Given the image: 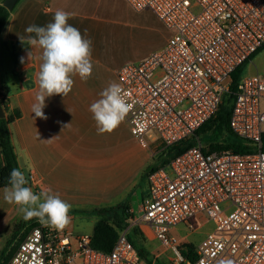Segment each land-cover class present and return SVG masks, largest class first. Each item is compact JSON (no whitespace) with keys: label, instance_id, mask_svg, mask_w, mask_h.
<instances>
[{"label":"built area","instance_id":"built-area-1","mask_svg":"<svg viewBox=\"0 0 264 264\" xmlns=\"http://www.w3.org/2000/svg\"><path fill=\"white\" fill-rule=\"evenodd\" d=\"M124 1L135 12H152L170 34L162 49L116 72L131 104L125 121L133 137L141 148L151 139L168 149L216 115L231 74L264 48V0ZM233 96L229 127L255 152H207L196 138L149 173L141 215L118 230L110 252L93 249L91 235L39 222L9 264H145L128 240L132 227L166 247L172 264H264V78L243 75ZM199 217L213 227L191 261L171 231L184 225L195 232Z\"/></svg>","mask_w":264,"mask_h":264},{"label":"crops","instance_id":"crops-1","mask_svg":"<svg viewBox=\"0 0 264 264\" xmlns=\"http://www.w3.org/2000/svg\"><path fill=\"white\" fill-rule=\"evenodd\" d=\"M3 1L0 0V3ZM58 9L71 13L68 23L76 27L84 38L91 40L93 71L87 81H82L78 75L74 76L73 88L66 96L54 94L47 97L43 108L47 118L43 119L32 113V105L36 102L35 97L39 90L37 73L42 63L40 59L42 49L31 47L27 43L26 38L30 34L25 29L30 25L46 26L53 22L54 13ZM148 12L154 16L148 10L135 12L124 0H19L10 11L9 19L0 35V97L7 102L5 118H13L9 125L11 143L17 158L23 160L27 172L30 173L32 188L40 185L46 188L45 190H92L89 186L86 189L82 187L77 189L76 182L73 181L77 178L75 176H69L72 181L64 177L67 172L75 173L78 168L79 170L83 168L85 160L82 149L85 145L91 146L84 142L86 124L82 100L91 95L89 83L101 80L100 72L104 66L100 62V57L111 47L116 34L115 28H147ZM159 23L164 27L160 21ZM20 37L25 38V43L21 42ZM167 40L168 38L160 49ZM29 51H32L30 60ZM262 53L264 48L246 62L244 69L248 68V71L244 76L257 75L264 78ZM149 54L133 61H123L118 65V69L127 63H138ZM15 110H18L19 117L14 116ZM98 161L97 158L96 162ZM87 167L90 173L88 177L92 179L93 169L98 168V165L94 166L92 159L87 161ZM63 178L67 181L65 182ZM147 189L146 179L143 198L147 194ZM2 201L5 200L3 188H0V202ZM6 204L9 210L2 214L0 228L4 221L11 218L10 211L15 206L7 202ZM200 220H203L202 225L209 223L204 217L196 218V221ZM90 223L92 228L87 235H91L95 222Z\"/></svg>","mask_w":264,"mask_h":264},{"label":"rangeland","instance_id":"rangeland-1","mask_svg":"<svg viewBox=\"0 0 264 264\" xmlns=\"http://www.w3.org/2000/svg\"><path fill=\"white\" fill-rule=\"evenodd\" d=\"M146 22L147 28H115L116 34L112 40L111 47L107 49V53L105 52L100 57V62L104 66L100 72L101 80L97 83H93V81L89 83L91 84V95L82 100L86 124L83 133L84 142L85 144H91V146L85 145L82 149L85 160L83 168L81 170L78 168L75 173L67 172L64 177H68V181H72L69 176H75L77 178L73 179V181L76 182L77 189H80V187L86 189L89 186L92 190H69L68 188V190H51L52 193L59 194L62 200L72 206L69 212L72 220L67 227L72 235L90 233L92 228L90 222H95L101 217L106 218L109 222L115 220L113 213L107 215H96L93 213V210L98 208L118 207L119 209L116 213L120 214L121 207L128 206V213L132 214L133 219H138L141 215V195L146 190V178H142V174L150 165H158V161L166 150L158 142L151 143V139L148 140L150 145L147 148H141L131 134L125 120L111 133L97 134L93 114L89 111L90 105L101 98L100 93L111 82L117 83L115 72L121 62L133 61L160 49L169 37V32L149 12L146 13ZM262 56H264V53H262ZM247 71L248 68H245L242 76L247 74ZM225 84L227 83L225 82ZM2 100L7 103L5 99L2 98ZM202 146L204 148V144ZM97 158L99 159L98 162H96ZM92 159L93 165H98V168L93 169L94 176L91 179V177H88L90 173L87 161ZM64 181L66 182L67 180L64 179ZM31 183L32 179L30 177L27 187H30L36 194L46 189L40 185L32 188ZM5 210H9V207L5 201H2L0 202V219L2 214L6 212ZM10 215L11 218L4 221L0 228V255L3 250H6V255L13 250L15 251L30 229L40 222L38 218L23 219L17 205L11 209ZM192 223H196V219H193ZM197 223L203 224V220ZM209 230H212L211 223L202 225L197 231L192 233L184 225H180L173 229L171 234L175 238L182 240L181 251L189 246L195 248ZM14 232L17 235L13 239ZM139 233L141 234L140 231ZM138 238L149 258L153 261L159 260L165 264H172V255L166 247L155 241L151 236L145 237L143 234H138ZM9 262L10 260L7 264Z\"/></svg>","mask_w":264,"mask_h":264},{"label":"clouds","instance_id":"clouds-1","mask_svg":"<svg viewBox=\"0 0 264 264\" xmlns=\"http://www.w3.org/2000/svg\"><path fill=\"white\" fill-rule=\"evenodd\" d=\"M71 15L58 9L54 13L53 22L46 26L30 25L25 29L30 34L26 38L27 43L42 49V63L37 73L39 90L36 102L32 105V113L39 118H47L43 113L47 97L54 94L66 96L73 88L74 76L78 75L82 81H87L92 75L91 40L84 38L76 27L68 23ZM20 40L25 43V38L20 37ZM31 57L32 51H29L28 59ZM100 97L90 105L89 111L93 114L97 134L111 133L125 120L131 104L127 93L116 82H111L100 93ZM27 183L25 174L19 169H13L8 186L3 188L5 202L17 205L25 220L38 218L42 224L53 229L62 231L67 228L72 220L69 216L71 204L51 190L36 194L26 186ZM219 264H232V261L224 259Z\"/></svg>","mask_w":264,"mask_h":264},{"label":"trees","instance_id":"trees-1","mask_svg":"<svg viewBox=\"0 0 264 264\" xmlns=\"http://www.w3.org/2000/svg\"><path fill=\"white\" fill-rule=\"evenodd\" d=\"M9 16L10 11L6 10L2 6L1 2L0 35L5 23L9 19ZM245 64L238 67L231 74L229 93L223 96L222 102L219 105L216 115L195 132V137L187 141L179 142L171 148L166 149L164 154L158 161L159 164L156 166L150 165L143 172L142 178L147 179V176L153 170H155L159 166L165 165L173 157L194 146L196 144V138L201 141L202 145L204 144V150L207 152L230 151L234 154L241 155L255 152V147L249 141L235 135L229 127V118L231 115L234 99L233 93L235 92L237 84L242 77ZM0 103L6 111L7 104L2 100L1 97ZM19 115L20 114L18 110H15L14 116L19 117ZM12 120V117L0 119V188L8 186L9 176L13 169H19L20 171H22L18 162L17 155L15 154L13 145L11 143L9 125L12 123ZM261 151H264V136H262L261 139ZM118 209V207H108L93 210V213H95L96 215H107L113 213L115 216V220L113 222H109L106 218L103 217L95 221L90 236L91 247L93 249L103 253L110 252L118 238V230L124 229L129 225V219L132 218V214L128 213L129 207L122 206L120 214L116 213ZM138 234L141 235L138 228L132 227L128 233V240L136 250L139 258L143 260L145 264H165L159 260L153 261L151 258H149L148 253L140 243ZM16 235L17 233L14 232L13 239ZM185 250H181L182 254L193 261L195 259V254L193 252L194 247L189 246L186 247ZM13 251L6 255V250H3L0 255V264H7L12 256Z\"/></svg>","mask_w":264,"mask_h":264},{"label":"water","instance_id":"water-1","mask_svg":"<svg viewBox=\"0 0 264 264\" xmlns=\"http://www.w3.org/2000/svg\"><path fill=\"white\" fill-rule=\"evenodd\" d=\"M18 1L19 0H4L2 2V6L6 10L11 11L15 7V5L17 4ZM4 118H5V110H4V108L2 107V105L0 103V119H4ZM18 162H19V165H20V167L22 169V172L25 174L26 179L29 182L30 175H29V173L27 172V170L25 168L23 160L21 158H18Z\"/></svg>","mask_w":264,"mask_h":264}]
</instances>
